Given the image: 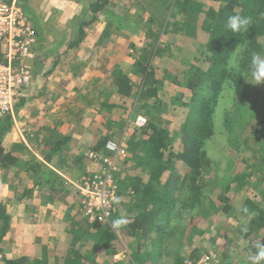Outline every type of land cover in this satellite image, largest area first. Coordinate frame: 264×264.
I'll use <instances>...</instances> for the list:
<instances>
[{
  "label": "trees",
  "instance_id": "16d2710c",
  "mask_svg": "<svg viewBox=\"0 0 264 264\" xmlns=\"http://www.w3.org/2000/svg\"><path fill=\"white\" fill-rule=\"evenodd\" d=\"M210 1L211 6L201 0H173L171 9L160 24H154L152 19L147 23H152L156 29L145 31L148 38H156L161 32L165 35L176 32L188 40L186 45L178 44L176 49H180L179 59L186 60L184 65L190 66V69L174 73L163 67L159 69L160 76L156 75L158 67L152 63L157 57L164 61L163 48L148 43L145 55L139 57L140 86L135 88L128 75L116 71L109 99L106 98L108 94H104L101 95L104 100L98 97L91 102L84 96L73 100L80 106L79 111L88 107L96 109L103 125L109 130L98 137L94 151H103L106 142L115 135L119 136L126 124H133L137 117L145 119L143 127H132L133 132L125 143L128 157L121 162L118 173L120 180L124 181V189L117 193L109 224H88L82 217V206L76 197L78 201L70 202L63 211L67 225L61 247L46 245L32 257H7L3 247L4 238L11 230V216L0 202V264H122L114 257L123 247L124 250L129 249L130 264H182L184 249L192 245L196 236L208 231L209 218L219 210L223 213L230 211L231 206L225 204L229 191L234 188L236 194L243 187L252 186L250 165L238 166L233 174L219 176L217 165L207 155L206 146L214 135L218 103L224 98L230 100L232 110L225 112L223 123L231 135L230 144H237L236 149L231 147L230 154L235 156L234 161L242 163L243 154L239 147L252 153L260 168L258 174L264 180V83L253 86L240 76L246 71L252 54L264 52V0ZM19 5L36 35L40 36L44 29L41 17L32 12L29 0H19ZM107 7L109 0H93L88 4L92 17L80 23L74 41H66V45L56 43L49 50L44 45L33 48L34 52L43 53L45 58H52L48 73L54 71L62 53L80 45L89 26L104 16L100 13L108 11ZM235 12L251 19L246 32L232 33L226 29L227 18ZM199 32L205 35L202 41L198 38ZM240 42L247 44L242 53L240 71H230L227 62L231 51ZM176 63L177 60L171 66L175 67ZM76 66L74 62L67 61L63 68L74 78ZM164 87L166 91H174L168 100V104L176 110L173 117L178 126L174 130L170 127L171 121L161 119L166 111L160 94L165 92ZM86 89L83 95L87 93ZM58 96L61 95L54 97ZM22 103L16 107V114ZM64 109L57 112L56 118L60 119L52 122V130L45 121L47 117L43 122H37L33 129V145L39 146L40 157L47 164L55 162L58 169L68 166L70 158L64 152L69 149L74 132V129H66L65 134L61 133L63 126L68 125L60 121L61 117L64 118L70 111L69 107ZM13 125L10 117L0 120V185L22 180L31 182L21 189L19 199L42 198L40 193L46 192V201L54 204L53 193L56 195L63 189L60 179L38 161L22 141L11 140ZM237 126L241 127L240 133L232 135ZM249 127L251 130L248 131ZM240 136L242 145L238 144ZM57 152L59 154L54 161ZM126 168L130 171H125ZM120 180L119 184L123 182ZM257 194L261 195L259 201L264 203V187ZM69 195L73 200L75 192ZM257 202L255 197L245 196L240 207L248 230L244 232L241 227L238 233L242 240L247 241L243 249L247 256L256 242L264 244V206H259ZM73 211L75 214L71 216ZM116 218H126L127 225L114 230L110 225ZM121 239L128 240L123 247ZM200 255L193 250L186 257L197 258Z\"/></svg>",
  "mask_w": 264,
  "mask_h": 264
},
{
  "label": "rangeland",
  "instance_id": "374dc122",
  "mask_svg": "<svg viewBox=\"0 0 264 264\" xmlns=\"http://www.w3.org/2000/svg\"><path fill=\"white\" fill-rule=\"evenodd\" d=\"M53 1L58 4L56 8L50 7V9H47L45 8L46 5H43V0H29V6L31 7L32 12L41 17V21L45 25H43L44 29L40 32V36H38L40 41L36 46L46 43V45L44 44V47L47 50L51 49L53 46L51 41L49 42L50 44L46 42V39H49L52 34L56 37L65 38L67 42L74 41L80 23L89 20L92 17V13L88 9V4L93 0ZM201 1L205 2L208 6L213 5L210 0ZM172 2L173 0H115V2L111 3L109 11H102V13H100L104 16H100L97 22L89 26L86 37L82 40L80 46L73 50L77 51L79 55H86V53L98 51L97 59L94 58L90 61L91 56L88 55L84 60L80 57L78 58V56L75 58L72 57L71 60L77 65L78 69L86 70L87 73L84 79L89 80V83H94L93 86H85L87 87V93L83 95L85 98H90L91 102L96 101L98 97H101L100 99L104 100L105 98L101 95L108 94L106 98L109 99V93L112 90L111 84L113 81V73L116 71H122L128 75L135 88L140 86L141 76L140 72H138L140 69L139 57L140 55H145V50L147 49L146 45L148 43L156 44V46L160 45V48H163L162 53L164 54V61L159 60L157 57L155 58V62L152 63L153 66L157 65L158 67L156 75L160 76L161 70L159 69H162L163 67L171 69L174 73H180L184 71V68L190 69V66H187L186 64V66L184 65L186 60L184 61L182 57V59H179L181 56L179 53L181 51L180 49H176L178 44V46H180L181 43L186 45L188 42V40L183 38L180 33L175 32L165 35L161 32L156 38H148V35L145 33V31H148V28L156 30L152 23L147 25L149 19H152L154 24H157L158 22V24H160L163 16L167 15L168 11L171 9ZM104 12L106 14H104ZM115 16L119 17L121 20L117 21ZM60 21L62 24H60ZM154 33H157V31ZM198 38L202 41L205 39V35L199 32ZM63 47H61V49H63ZM34 55L36 56V58L34 56L36 59L35 64L37 61L39 62L34 66L29 65V69H31L34 74V83H32L35 86L33 87L37 88L38 86L35 83L40 82V78L45 71L44 67L49 65V60L48 57L44 58L43 53L34 52ZM175 60H177V63L175 64V67H173L171 66V63H174ZM60 67L61 64L57 67V79L62 73H64ZM78 81L81 80L76 79L74 82ZM252 85L255 86V84ZM31 89L32 92L34 91L33 96H35L37 90H35V88ZM259 90L262 91V88ZM40 94L41 93H38L35 96V99H37ZM160 94L163 96L162 100L164 101V107L166 108V111L161 115V119L162 121H171L170 127L174 130L178 126L176 119L173 117L176 110L168 104L169 97L174 94V91L165 90V92ZM40 99L45 102L47 98L41 96ZM110 99L113 100V98ZM40 105L44 104L41 102ZM21 107L22 106L20 105V108ZM231 110L230 100L224 98L218 103L214 135L210 140V143L206 146L207 155L212 159V162L217 165L216 167L219 170V176L220 174L221 176H225L230 172L233 174L238 166L243 168L245 165H250L249 172L251 174L250 181L252 182V186L243 187V189L236 194H234V188L231 192L229 191V194L227 195L228 200L225 204L231 206L230 211L228 213H223L219 210L212 215L209 218L210 225L208 231L203 233L202 236H196L192 245L184 249V253L186 257L187 254L193 250H197L198 253H203L209 249H214L218 253L219 264H249L248 256L243 251L247 241L242 240L238 233L239 229H241L245 222H243V217L240 214V207L245 196L250 197L251 199H254L255 197L258 200L257 204L259 206H264V203L259 201L261 195L257 194L260 188L264 187V180H261V176L258 174L260 168L258 164H256V159L253 158L254 155L252 153L239 147V150L243 154L244 164H242L243 161L242 163L234 161L235 156L230 154V149H236L235 147L237 144H230L229 138L231 135L225 128L223 121L225 112L227 113ZM36 111L37 110H35V112ZM85 112L87 114L86 120L88 121L83 125L79 124L85 131L84 136L88 134L89 137L92 135H97L98 137L109 132V130L103 125L101 115L97 113L99 117H96L94 112L92 113L88 110ZM78 113L80 114V112ZM79 114H76V116ZM35 116V119L39 121L41 115L38 113ZM14 117H16V115H14ZM23 117L19 118L20 121L16 117L15 122L18 127L22 126V129L27 135L26 136L22 132L23 136L27 144H29L32 138L28 133L30 135H32V133L29 132V124L27 123L30 119L28 117ZM133 126L134 124H126L120 135H115L112 140L119 141L123 139L122 144L125 147L128 137L133 132ZM237 127L236 130L231 133L232 135L240 133L241 127ZM249 130H251V127L248 128V131ZM240 139L241 141H238V144L242 145V136L239 137V140ZM250 145L252 148L253 145ZM80 154L76 155V159L81 158ZM125 171L129 172L130 170L126 168ZM121 177L123 179L124 175ZM1 179L2 172L0 171V182ZM260 180L261 186L259 185ZM29 184L30 182L24 180L17 183L12 182L5 184L4 190L0 192V202L6 208L7 213L11 216V230L8 232L6 238H4L5 244L3 247L7 257L15 258L21 255L32 257L41 250L42 246L51 245L54 247H61L62 244V237H64V231L67 225V220L64 215L65 213H63L62 210H59V207H55L56 205L47 202L44 203L43 200L45 199L38 196L19 199V197H21V189L29 186ZM123 189L124 181L119 184V190L121 191ZM76 194L77 193L75 192L73 200L70 201L72 204L78 201L76 200V197H79L78 195L76 196ZM70 214L71 216L74 215L75 211ZM122 239L121 245L123 247V244H126L128 240ZM128 255L129 249L124 250L123 247L117 257H114V260L119 261L122 264H130V257Z\"/></svg>",
  "mask_w": 264,
  "mask_h": 264
},
{
  "label": "built area",
  "instance_id": "2783aa9c",
  "mask_svg": "<svg viewBox=\"0 0 264 264\" xmlns=\"http://www.w3.org/2000/svg\"><path fill=\"white\" fill-rule=\"evenodd\" d=\"M39 41L19 0H0V120L14 119L16 107L32 85L28 63L33 60V48ZM133 124L141 128L145 119L137 117ZM122 141L110 140L103 151L88 150L82 154L92 168L81 177L76 189L82 217L88 224H109L119 191L117 176L121 162L128 157ZM182 264H219V257L216 250L209 249L197 258L185 257Z\"/></svg>",
  "mask_w": 264,
  "mask_h": 264
},
{
  "label": "crops",
  "instance_id": "0c3cea01",
  "mask_svg": "<svg viewBox=\"0 0 264 264\" xmlns=\"http://www.w3.org/2000/svg\"><path fill=\"white\" fill-rule=\"evenodd\" d=\"M90 2H93V1H90ZM113 2H115V0H109V7L106 8L108 11L110 10L111 3H113ZM43 5L44 6L46 5L45 8L50 9V7L56 8V6L58 4L55 3L53 0H43ZM60 24H62L61 21H60ZM58 26H60V25H58ZM59 38L60 37H56L52 34L49 39H46V42L48 44H50L49 42L51 41V44L53 43V46L59 42H61L65 45L66 44L65 38H60V39ZM44 44L46 45V43H44ZM61 52L62 51H60V53ZM80 55L78 54L77 51H73V50L68 51V53H65V54L62 53V55L59 58L61 60H59L57 66L54 67L55 69L52 73H48V70L51 67V60H52V58L50 56L48 57V60H49L48 64L49 65L44 67L45 71L40 78L41 79L40 82L35 83L38 86L37 87L38 89L36 87H33L35 85H33L34 81H32L33 82L32 85L27 89L26 97L22 100L23 101V103L21 105L22 107L18 109L17 114L15 113V115L19 121H20L19 118L20 117L22 118L23 116H24L23 118L28 117L30 119V120H28L27 124H29L28 125L29 126V132L32 133V135H30L29 133H28V135L32 139L29 142V144H27V142L25 141V138L23 136V133L25 135H26V133L22 129V126L21 127L17 126V123L15 122L16 117H14V119H12L14 125H13V128L11 130V135H10L12 141H15V142L22 141L29 148L31 153L35 155V157L38 159V161L45 164L53 173H55L58 176V178L61 181L63 189H61L59 191L60 193H57L56 195H55V193H53L54 194L53 195V197H54L53 198L54 199L53 205H56L55 207H59L58 209L62 210V212L64 210H66L67 207L70 205V201H71L70 200L71 195H69L70 192H72L74 190V192L77 193L76 196L78 195L76 185H78L81 177L84 176L87 173V171H89V169L92 168L91 165L89 164V162L84 160L83 157L76 159V155H79L80 153H83L84 151L93 150V147L97 143V139L99 137V136L97 137V135H92L91 137H89L88 134L86 136H84L85 131H84L83 127H81L79 125V124L83 125L88 121V120H86V115H87L85 112L86 110L91 111L92 113L94 112L95 116L99 117L97 114L98 113L97 110L93 109L92 107H88V108H85L84 110L79 111V108H78L79 105L74 103V101H73L74 99L76 100V99H79L83 96V92H84L85 86L87 84L91 85V83H89V80L84 79V77L87 73L86 70L78 69V67L76 66L77 68L75 69V77L71 78L72 75H68L64 71V68H63L64 62L71 61L72 57L75 58L78 56V58L80 57L81 59L84 60V58L86 59L87 56L89 55V56H91L90 61H92V59H94V58L97 59L98 51H94V52L92 51L91 53H86V55H81V56ZM35 58H36V56H35ZM35 58L33 59L34 61L32 60L33 62H35V60H36ZM62 59H64V60H62ZM90 61H88V62H90ZM38 62L39 61H37L36 64H32L31 66L37 65ZM59 64H61L60 68L64 71V73H62L57 79L56 72H57V67ZM32 74H33V71H32ZM76 79L81 80V81L74 82ZM37 81H39V80H37ZM31 88H35V90H37V92H36L37 94L41 93L37 99H35V96L37 94L35 96H33L34 91L32 92ZM57 94L58 95L60 94L61 96H58V98H55L54 96ZM41 96L46 97L47 102L46 101L44 102L43 100H41L40 99ZM41 102L44 105H40ZM64 107L70 108V111L68 112L70 114L66 113V115H64L65 116L64 118L61 117L60 121L63 124H68L67 126L66 125L63 126L64 130L61 133L65 134L67 130H71V129H74V132L71 134L72 140L69 144V149L66 150V152H64L65 156L70 158L68 161V166L63 165L62 169H58V167H56V165H55V162H53L52 164H47L40 157L41 153H39L40 151L38 150L39 146L35 147L33 145V144H35L33 129H34V125L37 122L41 123L44 121V118L47 117L45 119V121H47L50 124V128L52 130L53 129L52 122H55V120L60 119L59 117L56 118V116L58 114L57 112L58 111L63 112V110H66V109H64ZM35 110H37V111L35 112ZM78 112H80V114ZM38 113L41 115L39 121H37L35 119L36 118L35 115ZM76 114H79V115L76 116ZM80 119H83L82 122H79ZM58 154L59 153L57 152L56 157L54 158V161L57 160L56 158H57ZM80 156H81V154H80ZM76 161H78L79 163L77 164ZM80 163H81V165H79ZM79 166L81 169L80 173H79V170H80ZM117 179H118V184H119L120 177L117 176ZM15 183H17V182H15ZM4 187H5V185H0V192L2 190H4ZM37 190H41V189H37ZM119 192H120V190L118 191V193ZM45 193L46 192L40 193V194H42V198L45 199V200H43L44 203L47 202L46 201L47 194H45ZM34 197H37V196H34ZM47 203H49V202H47Z\"/></svg>",
  "mask_w": 264,
  "mask_h": 264
},
{
  "label": "clouds",
  "instance_id": "9594fccd",
  "mask_svg": "<svg viewBox=\"0 0 264 264\" xmlns=\"http://www.w3.org/2000/svg\"><path fill=\"white\" fill-rule=\"evenodd\" d=\"M264 15V14H262ZM251 24V19L242 15L240 12H235L227 18L225 27L232 33L246 32ZM246 42H240L231 51V56L227 62V66L230 71H240V62L242 59V53L246 50ZM245 80L249 83L261 84L264 83V52L253 53L246 71L241 73ZM243 219V218H242ZM128 220L126 218H116L111 222V227L114 230L120 229L126 226ZM246 221L243 223L242 231L247 232ZM249 264H264V244L261 241L256 242L248 253Z\"/></svg>",
  "mask_w": 264,
  "mask_h": 264
}]
</instances>
